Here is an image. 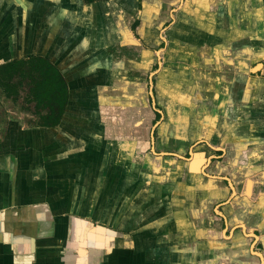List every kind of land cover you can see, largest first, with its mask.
<instances>
[{
	"label": "crops",
	"instance_id": "obj_1",
	"mask_svg": "<svg viewBox=\"0 0 264 264\" xmlns=\"http://www.w3.org/2000/svg\"><path fill=\"white\" fill-rule=\"evenodd\" d=\"M32 57L69 100L0 108V264H264V0H0Z\"/></svg>",
	"mask_w": 264,
	"mask_h": 264
},
{
	"label": "trees",
	"instance_id": "obj_2",
	"mask_svg": "<svg viewBox=\"0 0 264 264\" xmlns=\"http://www.w3.org/2000/svg\"><path fill=\"white\" fill-rule=\"evenodd\" d=\"M18 77L29 80L30 99L36 107L48 109L42 117L44 124L58 126L69 100L68 86L60 70L43 57L1 63L0 84L8 97H19L22 82L15 83Z\"/></svg>",
	"mask_w": 264,
	"mask_h": 264
},
{
	"label": "rangeland",
	"instance_id": "obj_3",
	"mask_svg": "<svg viewBox=\"0 0 264 264\" xmlns=\"http://www.w3.org/2000/svg\"><path fill=\"white\" fill-rule=\"evenodd\" d=\"M22 82V90L20 91L19 100H15V96H12V100H6L4 98V103H1V98L3 95L6 96L5 91L3 89V87L0 84V108L3 109H8L11 111L14 110H18V111H24L25 113H27L28 115H30L28 112H30L32 115H37V117H35L38 120H42V117L44 116L43 113H48V109L47 108H37L36 104L34 102L31 101V96L29 95V91H30V84H29V80H23L22 78L18 77L15 80V83L18 84L19 82ZM23 94V95H22ZM2 95V96H1ZM34 113V114H33ZM43 115V116H42Z\"/></svg>",
	"mask_w": 264,
	"mask_h": 264
}]
</instances>
